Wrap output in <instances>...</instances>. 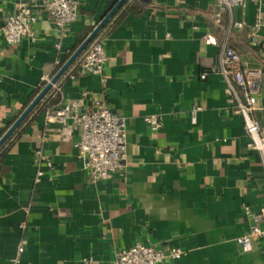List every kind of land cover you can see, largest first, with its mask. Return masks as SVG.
I'll list each match as a JSON object with an SVG mask.
<instances>
[{
    "label": "crops",
    "instance_id": "crops-1",
    "mask_svg": "<svg viewBox=\"0 0 264 264\" xmlns=\"http://www.w3.org/2000/svg\"><path fill=\"white\" fill-rule=\"evenodd\" d=\"M19 1L0 0V30ZM75 1L80 18L64 32L41 8L35 42L11 46L0 31V139L119 0ZM216 12L214 0L126 1L102 30L103 75L73 65L0 149V264H111L137 242L184 252L163 264H264V239L252 253L237 243L252 224L244 207L264 205V166L248 148L241 95L221 73L227 46L262 70L253 117L264 133V27L250 28L264 0L221 26ZM239 21L248 26L230 29ZM74 100L125 118L127 165L108 181L90 182L82 168V127L46 120Z\"/></svg>",
    "mask_w": 264,
    "mask_h": 264
},
{
    "label": "built area",
    "instance_id": "built-area-1",
    "mask_svg": "<svg viewBox=\"0 0 264 264\" xmlns=\"http://www.w3.org/2000/svg\"><path fill=\"white\" fill-rule=\"evenodd\" d=\"M254 1L258 0H214L217 11L216 24L221 26L223 15L231 12L232 9L245 8ZM39 8L48 15L60 32L66 31L80 18V7L75 0H20L17 11L9 15L1 27L2 39L11 46L18 45L24 39L35 42L36 33L33 25L37 21L36 11ZM247 26L245 21H239L230 25V29L232 27L243 29ZM263 27L264 14L259 12L250 28L252 31H257ZM206 41L210 42L208 38ZM107 61L105 37L101 31L73 64L77 72L75 75H103ZM221 62V73L226 84L236 95L238 93L241 95L237 113L242 116L245 132L250 138L248 148L261 157L264 166V133L253 117L257 97L263 83V72L261 69L247 67L241 60L239 53L228 46L223 51ZM202 78L205 79L206 75H203ZM52 79L45 78L47 84ZM57 83L52 86V89L60 92ZM81 107V100L59 104L47 109L45 117L48 122L56 120L65 124L71 121L74 125L82 127V135L76 144L82 168L90 182L108 181L116 173L124 170L127 165L125 118L113 112L105 103L96 105L89 111H82ZM200 110L201 108L198 106L193 107V123H196V115ZM145 122L152 130L159 128L157 117H146ZM48 166L52 168L53 165L48 162ZM244 209L246 215L251 218L252 224L250 231L239 237L237 243L243 253L257 252L260 248V242L264 239V205L256 213L248 206H245ZM23 252L24 247L19 246L18 254ZM183 255L184 252L181 249L175 248L165 252L153 245L137 242L129 249L117 252L111 264H163L178 260ZM92 260L88 259L89 262ZM18 263V258L11 262V264Z\"/></svg>",
    "mask_w": 264,
    "mask_h": 264
},
{
    "label": "water",
    "instance_id": "water-1",
    "mask_svg": "<svg viewBox=\"0 0 264 264\" xmlns=\"http://www.w3.org/2000/svg\"><path fill=\"white\" fill-rule=\"evenodd\" d=\"M126 1L127 0L118 1V3L111 9V11L104 17V19L97 25V27L92 31V33L85 39V41L79 46V48L62 66V68L58 71V73L53 77L52 81L44 87V89L38 94V96L27 107V109L21 114V116L16 120V122L9 128V130L0 139V149L15 133V131L20 127V125L27 119V117L35 110V108L42 102V100L48 95V93L52 89V86L56 84L66 74V72L70 69V67L80 58V56L85 52V50L88 48L90 43L105 28V26L114 17V15L121 9V7L126 3ZM142 1L149 2V0H142Z\"/></svg>",
    "mask_w": 264,
    "mask_h": 264
},
{
    "label": "trees",
    "instance_id": "trees-1",
    "mask_svg": "<svg viewBox=\"0 0 264 264\" xmlns=\"http://www.w3.org/2000/svg\"><path fill=\"white\" fill-rule=\"evenodd\" d=\"M111 22V21H110Z\"/></svg>",
    "mask_w": 264,
    "mask_h": 264
}]
</instances>
